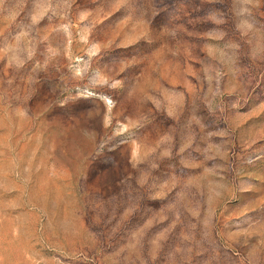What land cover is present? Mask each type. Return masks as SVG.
Returning <instances> with one entry per match:
<instances>
[{"label": "rangeland", "instance_id": "rangeland-1", "mask_svg": "<svg viewBox=\"0 0 264 264\" xmlns=\"http://www.w3.org/2000/svg\"><path fill=\"white\" fill-rule=\"evenodd\" d=\"M0 264H264V0H0Z\"/></svg>", "mask_w": 264, "mask_h": 264}]
</instances>
